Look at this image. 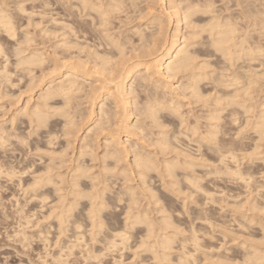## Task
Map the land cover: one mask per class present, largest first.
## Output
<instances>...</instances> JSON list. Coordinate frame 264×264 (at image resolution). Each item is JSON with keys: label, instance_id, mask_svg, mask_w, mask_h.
I'll list each match as a JSON object with an SVG mask.
<instances>
[{"label": "bare ground", "instance_id": "bare-ground-1", "mask_svg": "<svg viewBox=\"0 0 264 264\" xmlns=\"http://www.w3.org/2000/svg\"><path fill=\"white\" fill-rule=\"evenodd\" d=\"M27 1L0 0V85L28 73L13 130L0 113V153L32 135L35 159L0 176L31 175L18 186L42 209L55 200L47 216L60 233L73 225L75 244L83 214L95 239L116 211L102 249L140 227L150 257L137 264H264V0H60L56 18L41 10L51 0L38 13Z\"/></svg>", "mask_w": 264, "mask_h": 264}, {"label": "rangeland", "instance_id": "rangeland-1", "mask_svg": "<svg viewBox=\"0 0 264 264\" xmlns=\"http://www.w3.org/2000/svg\"><path fill=\"white\" fill-rule=\"evenodd\" d=\"M36 1V2H35ZM47 2H48V0H46ZM55 1V2H54ZM28 3H26L25 2V4L27 5V7H30L31 5V9H33L34 8V12H36V13H38V12H42V11H46V13H44V14H46L45 15V17H48L49 15V13L51 14V12H53L54 13V16H53V13L49 16V17H51V16H53V18H56V17H58L59 16V14H61V10H59V12H58V9H61L60 8V6L59 5H61L59 2H60V0L58 1H56V0H53V3L54 4H52V0H51V3H49L48 4V6L47 5H45L46 7H45V9H44V7L43 6H41V3H40V5H39V2H42V0H34V1H32V2H30V1H27ZM49 2H50V0H49ZM57 2V4H55ZM31 3V4H30ZM38 3V4H37ZM59 4V5H58ZM36 5H38V7L36 6ZM49 6H50V8H49ZM53 6H55V7H53ZM59 6V8H57ZM38 9H36V8ZM43 7V9H41ZM52 7V8H51ZM49 8V12L46 10V9H48ZM55 8H57V10H54V11H52V9H55ZM37 11H36V10ZM40 9L42 10V11H40ZM50 10H51V12H50ZM55 11H56V15H58V16H56L55 15ZM58 12V13H57ZM37 15V14H36ZM35 15V18L37 19V16ZM48 15V16H47ZM56 16V17H55ZM48 17V18H49ZM40 18V17H39ZM46 19V18H45ZM24 21V20H23ZM23 28V27H22ZM30 29L32 28V27H29ZM29 29V30H30ZM33 29V28H32ZM32 31V30H31ZM38 36L40 37V34L39 33H37V38L36 39H38L39 40V38H38ZM8 53V54H7ZM6 54L8 55V56H10L9 54V52H7ZM14 54V53H13ZM12 54V52H11V56L13 55ZM2 56H5V55H2ZM2 56H0V63H2V64H4L3 62H2V59H7V57H3L2 58ZM10 56V57H11ZM9 57V63L11 62L12 63V61H11V58ZM12 59H15V55H14V57L12 56ZM4 61V60H3ZM13 61H15V60H13ZM4 62H6V61H4ZM10 63V64H11ZM2 64H0V65H2ZM12 66H13V68L15 67L14 66V64L12 65L11 64V66H9V67H11V69H9V71H11L12 70ZM16 68V67H15ZM15 70V71H14ZM18 70V71H17ZM22 71V72H21ZM25 72H23V70H20V68H16V69H13V72H14V76H16V78L17 77H19L18 75L20 74V72L21 73H23V75H20V76H22V77H19V78H17L18 80L20 79V80H22L23 79V77H24V74H26L27 72H26V70H24ZM12 72V71H11ZM13 72H12V74H13ZM18 74H17V73ZM11 74V75H12ZM17 74V75H16ZM28 74V73H27ZM26 74V75H27ZM15 77L13 78V77H11V80L13 81H15V79H16ZM22 78V79H21ZM27 78H28V75H27ZM16 79V80H17ZM25 80L24 81H26L27 79H26V76H25V78H24ZM17 80V81H18ZM18 81L19 82V84L18 83H16V82H14V83H16L17 85H19V86H14L13 87V85H15L13 82H12V89H11V91L9 90V92H8V90L7 89H9V87L7 88L6 86V89H4L5 87H3L4 85L3 84H1L0 85V87H3V90L5 91V90H7V91H5V92H7L8 94L10 93V92H12V93H10L11 94V98H12V96H14V95H16V94H14L15 93V91L17 92V90L18 89H21L23 86H21L22 85V82H24L23 80L22 81ZM21 82V83H20ZM25 83V85H26V82H24ZM21 84V85H20ZM21 86V87H20ZM10 87V88H11ZM19 87V88H18ZM24 87H26V86H24ZM15 88V89H14ZM23 89H24V91H23ZM22 90V91H21ZM21 90H18V92H20L21 93V95H20V93H19V96L20 97H18V95H16L17 96V98H10V95L7 97V96H0V113H4L3 115H5V117L3 116V115H1L0 114V117L2 116V117H4V118H1V119H7V121L4 123V124H6L7 123V125L6 126H8V128H9V124L11 123L10 121H9V119L8 118H10L11 116H12V113L13 112H15L16 110H18V107L22 104V102H24V99H26V97H27V90L25 89V88H22ZM26 90V91H25ZM14 91V92H13ZM23 92V93H22ZM8 94H5V95H8ZM1 97H2V99H1ZM5 97H7V98H5ZM19 98V99H18ZM10 99V100H9ZM14 99H16V100H14ZM7 100H9V101H7ZM12 100H14V101H12ZM2 101V102H1ZM7 101V102H6ZM18 101H19V103H18ZM8 102H9V104H8ZM14 102H17V103H15V106H13L14 105ZM6 103V104H5ZM13 103V104H12ZM5 104V105H4ZM11 105V106H10ZM9 106L11 107V108H9ZM4 108V110L3 111H1L2 109ZM6 108V109H5ZM8 109V110H7ZM5 110H7L6 112H4ZM17 112V111H16ZM7 114V115H6ZM11 115V116H10ZM0 119V120H1ZM21 120H23V122L25 121L23 118H22V116H21V118H20ZM25 119H26V117H25ZM17 120H19V118L18 119H16L13 123L14 124H10L11 126H10V128L9 129H11V130H13V128L15 127V125L18 123V121ZM27 120V119H26ZM9 121V122H8ZM17 121V122H16ZM9 123V124H8ZM24 124H26L27 125V123H25L24 122ZM24 124L22 125V127H24ZM28 124H29V122H28ZM14 125V126H13ZM26 125H25V127H26ZM13 126V127H12ZM22 127H21V130H23L22 129ZM27 128H29L28 126L26 127V129H24L23 131H25V133L26 134H28V131H29V129H27ZM32 135H28V137H27V139H28V141H26L27 142V144H30V145H26L25 143L26 142H24V143H22V148H21V143L20 144H17V143H19L18 141H17V143H16V140H12L11 142H12V144H13V142H15L16 143V145L18 146V147H20L19 149H20V151H19V149H16L17 147H16V145H15V143L13 144V145H15V146H13V145H9V144H11L10 143V141L8 142V143H5L6 145L8 144L9 145V148L11 147V148H13V147H15V148H13V149H16V150H13V149H9L10 151L12 150V152L14 153V155H13V153H11L10 151H9V153H8V155H7V153L6 152H8V149H6V148H8L7 146L5 147V148H3L4 149V151H3V153L6 155V156H4V154L3 155H1L2 153H0V155L1 156H4V157H6V159L4 160V157H1L0 156V158H1V162L3 163H1L2 164V167L4 166V169L1 167L0 169H2L4 172H6V170L7 169H10L9 168V166L13 163V164H15L16 166H17V168H16V166L15 165H11L10 167H14L15 168V171H19V170H21V165H22V163H20V162H23V165H22V168H26V167H30L33 163L32 162H34V161H31L32 159L34 160L35 158H34V152H35V150L33 149V151L32 150H29V149H32L33 148V141L31 142V140H33L32 138H33V136L31 137ZM30 139V140H29ZM31 142V143H30ZM4 144V145H5ZM23 144H24V146H23ZM20 145V146H19ZM26 146H27V148H26ZM30 146L32 147V148H30ZM24 147V148H23ZM22 149H23V151H22ZM18 150V151H17ZM15 151V152H14ZM16 151H17V153H16ZM22 151V152H21ZM25 151V152H24ZM26 151H28L27 153H26ZM18 153H19V156H18ZM11 154V155H10ZM23 154H24V156H23ZM10 155V156H9ZM19 158V160L17 161V157ZM21 155L24 157H21ZM32 155V156H31ZM8 156V157H7ZM28 157V158H27ZM30 157V158H29ZM33 157V158H32ZM3 158V159H2ZM9 158L10 159H13L12 161L11 160H9ZM16 158V159H15ZM2 160H4V161H2ZM8 161V164H7V161ZM16 160V161H15ZM22 160V161H21ZM18 162H19V164H18ZM29 162V163H28ZM4 163H6V164H4ZM30 163H32L31 165H30ZM36 163V162H35ZM18 164V165H17ZM30 165V166H28V165ZM38 164V163H37ZM8 165V168L7 169H5V167ZM20 165V166H19ZM24 165H26L25 167H24ZM39 165V164H38ZM41 165V164H40ZM4 174V175H3ZM18 173L16 172V174L14 175V176H7L6 177V175H5V173H2L1 174V178H0V264H58V263H56V259L54 260V258H56V256H57V254H59L61 257L60 258H63L62 259V263H59V264H113V262H112V260H113V257H119V256H117V255H119V254H122L121 256H122V258H121V260L122 259H124V263H127V264H129V263H131V261H132V263H134V264H137L139 261H140V259H141V257L143 258L144 256L146 257V258H148V257H150V253H148V251L146 252V251H144V250H141L139 247V249L138 248H136L137 246H135V245H137L138 244V240L139 239H137V238H139V237H137L138 236V234H141V232H142V228H140L139 227V230H138V227H136V228H128V229H126L128 232H127V236H129L128 237V240H127V244L125 245V248L124 247H120V249L119 248H113V247H110L109 249H106V250H104V249H102V245L104 244V241H100V239H99V237H101V235L99 236V234L100 233H102L104 230H105V228H106V232L108 233V231L110 230V227L112 226V228H114L115 226L116 227H118L117 225H119L120 224V221H121V219L123 218V216H124V214H120V212H112V216H115L116 217V214L118 213V214H120V216L122 217L121 219H120V217H118L119 215H117V218L119 219H117V218H113L112 219V223H111V225H110V227H109V225H105V226H102L103 228H101L102 230H101V232L100 233H97V236H93L95 239H93V238H91V232H92V230H91V226H88V221H87V219H84L85 217H86V215H82L83 216V220L85 221L86 220V224H87V226H85V225H83L82 227H81V229H80V227L79 228H77V229H75L76 230V232H77V230L78 229H80V232L82 231V238H80V239H82V240H78L79 241V245H78V243L77 244H75L76 242L74 241V240H76V236L78 235V232H77V235H76V233L74 234V233H72V230L74 231V229H70L69 227H71L72 226V228H73V225H70V223L68 224L67 223V226L65 227V229H64V231L63 232H59V230H61V228L59 229V226H57L56 224H58L57 222H56V218L55 217H53V216H55V214H50V215H52V216H50V215H48L47 216V214H49V213H51L49 210H51L50 209V206H52V204L54 203H56V202H54L55 200H54V198H53V203L50 201V200H48L49 202H47V204L48 205H46V207L45 206H43V208L44 209H42V207L40 206V205H38L36 202L34 203V201H32V199L31 198H29L30 196H29V194L27 195V193H28V191H25V190H23L25 187H27V184L30 182L29 180H31V175H29V174H27V173H25V176H24V174L23 175H20V174H18ZM2 175H3V177H2ZM4 176H5V178H4ZM17 176H21V178H22V181H21V183H23V184H26V181L28 182L26 185H25V187H23L22 189H21V187L20 186H18L19 185V181H20V179L21 178H19V181H18V177ZM9 177V178H8ZM12 179H11V178ZM24 177V178H23ZM29 177V178H28ZM2 178H4V179H2ZM16 180H15V179ZM26 178V179H25ZM6 179V180H5ZM11 179V180H10ZM26 180V181H25ZM16 181H18V182H16ZM25 181V182H24ZM158 183V182H157ZM20 187V188H19ZM26 189V188H25ZM26 190H28V189H26ZM167 195V194H166ZM54 196V195H53ZM52 196V197H53ZM168 196L170 197V199H172V201L174 200L175 201V199L174 198H177V197H175V196H173L172 195V197H174V198H172L171 197V194H168ZM52 197L51 198H49V199H52ZM168 197V198H169ZM27 199V200H26ZM29 199V200H28ZM26 200V201H25ZM85 202V200L83 199L81 202L82 203H84ZM174 201H173V204H174V206L175 207H178L179 205H180V201H178V198H177V200L176 201H178V204H177V202H176V204L174 203ZM19 202V203H18ZM29 202V203H28ZM20 203H21V205L23 206V208H22V206L20 205ZM28 203V204H27ZM33 203H34V205L36 206H34L33 205ZM37 204V205H36ZM26 205V206H25ZM16 206H20V208H22V210H23V212H22V210H20V208H18V207H16ZM80 206V205H79ZM41 207V209H39V208ZM180 207V206H179ZM47 208V209H46ZM80 208V207H79ZM78 207H77V210L79 209ZM21 211V213H20V211ZM49 209V210H48ZM76 209V208H75ZM81 209V208H80ZM18 210V212H19V215H18V212H16ZM33 210H35V211H33ZM44 210V211H43ZM48 211V212H47ZM56 212H58V209H56L55 210ZM107 211H108V209H107ZM35 214H34V213ZM46 212V213H45ZM76 213H78V211H75ZM75 212H73V213H75ZM75 213V214H76ZM21 214V215H20ZM45 215H46V218H45ZM184 215L185 216H187L186 215V213H184ZM29 217V219H31L30 220V222L28 223V222H26V218L27 217ZM74 216V215H73ZM24 217H26V218H24ZM54 218V219H53ZM72 218V217H71ZM74 218V217H73ZM28 219V220H29ZM116 220V224L114 223V221ZM38 221V222H37ZM83 221V222H84ZM117 221H118V223H117ZM89 222H90V220H89ZM44 224H46L45 226H44ZM49 224V225H48ZM113 224H115V225H113ZM43 225V226H42ZM51 225V226H50ZM68 225H69V227H68ZM114 226V227H113ZM46 230V232H44L45 230L43 229V228ZM49 227H51L50 228V230H48V228ZM109 227V228H108ZM180 227H182L183 228V226H178V228H180ZM22 228V229H21ZM75 228V227H74ZM181 228V229H182ZM19 229H21V230H25L24 232L25 233H28L27 235V237H29V238H26L27 240H29V241H27L26 239H21V237H22V235H18L19 234ZM107 229H109V230H107ZM119 229V228H118ZM117 229V230H118ZM171 229V228H170ZM181 229H179L180 231H182ZM44 230V231H43ZM95 230V229H94ZM120 230V229H119ZM141 230V231H140ZM172 230V229H171ZM111 231V230H110ZM140 231V232H139ZM21 232V231H20ZM98 232V231H97ZM106 232H104V233H106ZM126 232V231H125ZM168 232H171L170 230H168ZM186 232H187V234H186ZM186 232H184V234H182L181 235V233L180 234H178V235H176L175 236V243L174 244H178V242L180 241V239L178 238V237H180L181 236V238H182V236L183 237H186V236H188V231H186ZM18 233V234H17ZM104 233H102V236H104L103 234ZM183 233V232H182ZM17 234V235H16ZM80 235H81V233H79ZM96 234V233H95ZM94 234V235H95ZM38 235H40V236H42V237H40V236H38ZM46 237V235L48 236V238H47V240H45L44 239V236ZM74 235V236H73ZM76 235V236H75ZM80 235H78V237L80 236ZM184 235H186V236H184ZM16 236V237H15ZM19 236V240H17L18 237ZM21 236V237H20ZM140 236V235H139ZM96 237H98V238H96ZM43 238V239H42ZM41 239V240H40ZM101 239H103L102 237H101ZM179 239V240H178ZM26 244H25V243ZM75 242V243H74ZM135 242H137L136 244H135ZM23 243V244H22ZM173 244V245H174ZM88 245H90L91 247H89ZM175 245V246H176ZM69 246H72L71 248L69 247ZM88 246V247H87ZM85 248L87 249V248H91L93 251L92 252H94V254L96 253V251L98 252V250H99V252H101L100 251V249H98V248H101L102 249V254L100 255L101 256V258H99V257H97L98 259L96 260V259H88L87 257L88 256H86L85 257V255H87V253H86V251H84L85 253L83 254V249L85 250ZM97 249V250H94V249ZM103 248H104V245H103ZM90 249V250H91ZM173 249V248H172ZM171 249V250H172ZM177 249V248H176ZM135 250H137V252L135 251ZM175 250V249H174ZM173 250V251H174ZM98 252V253H99ZM139 253V255H140V257L137 255V254H133V253ZM147 253V254H146ZM97 254V253H96ZM144 256H143V255ZM114 255V256H113ZM116 255V256H115ZM174 255H175V253H172V257H174ZM133 256H134V258H133ZM148 256V257H147ZM88 260H87V259ZM133 258V259H132ZM140 258V259H139ZM138 259H139V261H138ZM144 259V258H143ZM63 260H64V262H63ZM149 261L151 262H153V260H151V259H149ZM172 261H174V260H172ZM171 262V261H170ZM172 264H176L175 262H171ZM171 263H169V264H171Z\"/></svg>", "mask_w": 264, "mask_h": 264}]
</instances>
